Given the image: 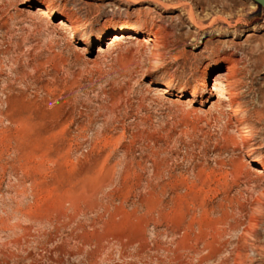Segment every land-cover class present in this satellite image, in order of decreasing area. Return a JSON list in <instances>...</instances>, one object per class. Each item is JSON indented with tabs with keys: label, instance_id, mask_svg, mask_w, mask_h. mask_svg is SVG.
Segmentation results:
<instances>
[{
	"label": "rangeland",
	"instance_id": "rangeland-1",
	"mask_svg": "<svg viewBox=\"0 0 264 264\" xmlns=\"http://www.w3.org/2000/svg\"><path fill=\"white\" fill-rule=\"evenodd\" d=\"M252 2L0 0V264H264Z\"/></svg>",
	"mask_w": 264,
	"mask_h": 264
},
{
	"label": "bare ground",
	"instance_id": "bare-ground-1",
	"mask_svg": "<svg viewBox=\"0 0 264 264\" xmlns=\"http://www.w3.org/2000/svg\"><path fill=\"white\" fill-rule=\"evenodd\" d=\"M256 5L257 4L255 2L251 3L252 8H256ZM36 10L42 16H47L48 14L51 13V8L50 7L37 6ZM139 32L141 33V31L139 30V26H137L135 24H130V23H123V24H121L118 32L113 33L112 35H110V42H111V44L116 43L117 41H119V40H121L123 38L132 37L133 34H138ZM149 40H152V39H149L147 37L142 38V41H144L145 43H147ZM227 59L231 61L230 62L231 65L222 74H226V85L228 86V85H231L234 82H237V72H239V71H238V69L236 67V62L233 59L231 60V56H228ZM220 77H221V74L216 73V75H214L213 83H212V87L219 88V93H218L217 100L221 101V100L234 99L233 98V96H234L233 93H228V92L224 91V89L219 87L218 83H219ZM180 95H181V93H179V96ZM232 109L233 108L231 106L227 107V110H229V111H231ZM257 114L259 116V119H261V120L264 119V107L259 109ZM253 169L256 172L261 173L262 176H264V164L263 165L260 164L258 166H254ZM251 225H252V223H251Z\"/></svg>",
	"mask_w": 264,
	"mask_h": 264
},
{
	"label": "water",
	"instance_id": "water-1",
	"mask_svg": "<svg viewBox=\"0 0 264 264\" xmlns=\"http://www.w3.org/2000/svg\"><path fill=\"white\" fill-rule=\"evenodd\" d=\"M257 5L264 8V0H253Z\"/></svg>",
	"mask_w": 264,
	"mask_h": 264
}]
</instances>
